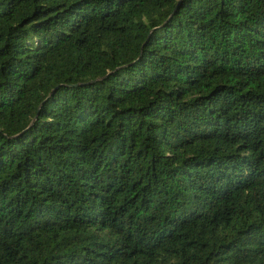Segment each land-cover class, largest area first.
Here are the masks:
<instances>
[{
  "label": "trees",
  "instance_id": "16d2710c",
  "mask_svg": "<svg viewBox=\"0 0 264 264\" xmlns=\"http://www.w3.org/2000/svg\"><path fill=\"white\" fill-rule=\"evenodd\" d=\"M0 264H264V0H0Z\"/></svg>",
  "mask_w": 264,
  "mask_h": 264
}]
</instances>
